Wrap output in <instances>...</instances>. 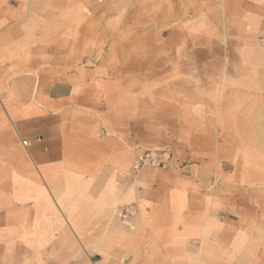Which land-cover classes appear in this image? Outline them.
Segmentation results:
<instances>
[{
    "label": "crops",
    "instance_id": "obj_1",
    "mask_svg": "<svg viewBox=\"0 0 264 264\" xmlns=\"http://www.w3.org/2000/svg\"><path fill=\"white\" fill-rule=\"evenodd\" d=\"M82 12L0 0V264H264V157L252 187L211 159L134 173L139 148L210 157L212 120L194 85L133 79L159 71L131 39L98 63V41L67 34Z\"/></svg>",
    "mask_w": 264,
    "mask_h": 264
},
{
    "label": "rangeland",
    "instance_id": "obj_2",
    "mask_svg": "<svg viewBox=\"0 0 264 264\" xmlns=\"http://www.w3.org/2000/svg\"><path fill=\"white\" fill-rule=\"evenodd\" d=\"M162 1L168 0H69L83 6V22L78 28L69 26L67 34L98 41V63L105 65L108 46L118 55L127 37L132 52L144 57V68L159 71L133 79L164 86L172 83L183 90L196 87L197 116L206 111L212 120L211 156L183 158L168 147L139 148L136 156L160 150L172 155L173 164L211 159L229 182L244 173L252 187V177L264 157V107L252 102L259 89L264 96V0ZM49 34L63 33L56 28ZM113 37L116 40L109 45ZM116 66L120 67L118 61ZM170 68H178L179 74L166 75ZM188 69L190 75H183ZM185 95L180 92L179 100ZM172 139L187 148V141ZM237 166L244 172L237 173Z\"/></svg>",
    "mask_w": 264,
    "mask_h": 264
},
{
    "label": "built area",
    "instance_id": "obj_3",
    "mask_svg": "<svg viewBox=\"0 0 264 264\" xmlns=\"http://www.w3.org/2000/svg\"><path fill=\"white\" fill-rule=\"evenodd\" d=\"M23 146H27L25 141ZM173 157L169 152L160 150H146L138 154L133 162V172L137 173L144 168H166L173 164Z\"/></svg>",
    "mask_w": 264,
    "mask_h": 264
}]
</instances>
